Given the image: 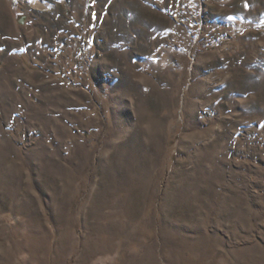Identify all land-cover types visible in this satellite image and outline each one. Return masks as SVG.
<instances>
[{"label":"rangeland","instance_id":"374dc122","mask_svg":"<svg viewBox=\"0 0 264 264\" xmlns=\"http://www.w3.org/2000/svg\"><path fill=\"white\" fill-rule=\"evenodd\" d=\"M0 0V264H264V0Z\"/></svg>","mask_w":264,"mask_h":264},{"label":"bare ground","instance_id":"6f19581e","mask_svg":"<svg viewBox=\"0 0 264 264\" xmlns=\"http://www.w3.org/2000/svg\"><path fill=\"white\" fill-rule=\"evenodd\" d=\"M28 1H30L33 5L40 7V8L47 7L45 4L41 2V0H28Z\"/></svg>","mask_w":264,"mask_h":264}]
</instances>
